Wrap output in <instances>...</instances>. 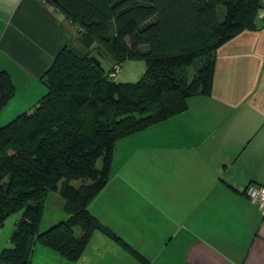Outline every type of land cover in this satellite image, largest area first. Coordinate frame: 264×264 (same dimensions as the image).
Instances as JSON below:
<instances>
[{
  "label": "trees",
  "instance_id": "trees-1",
  "mask_svg": "<svg viewBox=\"0 0 264 264\" xmlns=\"http://www.w3.org/2000/svg\"><path fill=\"white\" fill-rule=\"evenodd\" d=\"M43 1L77 38L56 54L30 111L0 126V226L20 212L0 264H31L37 242L76 262L96 231L149 264L89 205L108 181L119 140L186 111L192 96L210 95L217 49L263 26L260 0ZM126 60L145 62L137 82L110 76ZM14 95L0 70V112ZM52 194L63 199L66 217L40 231Z\"/></svg>",
  "mask_w": 264,
  "mask_h": 264
},
{
  "label": "crops",
  "instance_id": "crops-1",
  "mask_svg": "<svg viewBox=\"0 0 264 264\" xmlns=\"http://www.w3.org/2000/svg\"><path fill=\"white\" fill-rule=\"evenodd\" d=\"M76 38L43 0H0V70L13 80L12 100L23 101L19 113L46 92L45 72ZM136 135L118 185L126 241L149 264H264V211L246 192L264 186V24L217 49L210 95ZM90 242L75 264L89 251L102 258Z\"/></svg>",
  "mask_w": 264,
  "mask_h": 264
},
{
  "label": "rangeland",
  "instance_id": "rangeland-1",
  "mask_svg": "<svg viewBox=\"0 0 264 264\" xmlns=\"http://www.w3.org/2000/svg\"><path fill=\"white\" fill-rule=\"evenodd\" d=\"M105 69H108L107 63L103 64ZM146 64L141 60H126L121 64L120 71L114 76L113 80L116 82H137L145 72ZM202 96V95H201ZM191 97L188 99V105ZM23 101L17 99L11 100L0 112V126L11 121L20 111ZM151 136V134H150ZM139 138L136 133L122 138L115 144L113 150L111 167L108 175L106 185L97 193L96 198L91 201L89 209L100 222L104 225H109L110 228L121 236L125 241L123 235L127 234L126 225H123V199L117 197L123 192V189L118 190V185L121 183L120 175H123V161L128 158L129 154L133 153L138 145ZM150 142V140H149ZM98 167H101V162H97ZM73 185L78 186L79 182H72ZM64 201L62 198L52 194L47 200V204L43 213L42 222L40 224V231L48 229L50 224L56 223L66 217L63 210ZM20 216V212L10 214L3 225L0 226V251L4 247L10 246L9 238L14 230V225ZM147 226V225H146ZM113 227V228H112ZM157 231L161 226H157ZM125 233V234H124ZM91 237L93 246H97L96 250H101L98 254L102 258L91 257L92 251L85 256L87 264H92L93 261L103 260L104 264H143L140 263L133 255L125 251L118 242L107 237L103 233L96 231ZM168 231L165 230L164 236L167 237ZM127 242V241H126ZM89 244V243H88ZM153 245L151 243L146 245L145 251L152 256ZM156 247V245H155ZM123 256H132V262L123 258ZM131 258V257H129ZM135 259V261H134ZM150 260V259H149ZM79 262V261H78ZM69 261L58 253L52 251L47 246L37 242L33 247V254L31 264H75L78 263Z\"/></svg>",
  "mask_w": 264,
  "mask_h": 264
},
{
  "label": "built area",
  "instance_id": "built-area-1",
  "mask_svg": "<svg viewBox=\"0 0 264 264\" xmlns=\"http://www.w3.org/2000/svg\"><path fill=\"white\" fill-rule=\"evenodd\" d=\"M121 69V66L116 65L110 76H115ZM248 198L257 204L264 211V186H252L247 189Z\"/></svg>",
  "mask_w": 264,
  "mask_h": 264
}]
</instances>
